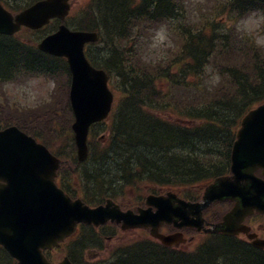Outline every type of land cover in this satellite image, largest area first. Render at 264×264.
Returning <instances> with one entry per match:
<instances>
[{"label": "trees", "instance_id": "16d2710c", "mask_svg": "<svg viewBox=\"0 0 264 264\" xmlns=\"http://www.w3.org/2000/svg\"><path fill=\"white\" fill-rule=\"evenodd\" d=\"M33 1L0 0L12 12ZM254 7H264V2L87 0L74 5L66 22L98 32L99 40L88 53L93 64L112 74L117 97L110 142L98 147L94 134L89 158L77 172L86 187L94 188V197L83 194L88 201L116 196L108 189L111 185L146 182L176 188L228 171L241 116L264 100V51L232 31H221L216 17ZM56 24L53 20L33 31L35 38L29 40L0 35V82L35 74L67 77L64 59L35 46ZM158 29L167 39L156 46L157 53L150 48L146 58L142 47L153 43ZM54 117L55 112L20 116L0 105V123H15L24 130H32L28 123L36 120L52 130ZM64 127L69 128V121ZM63 149L57 150L62 158L74 159L73 143L69 151ZM133 161H144V166L130 165ZM260 256L226 236L207 240L192 254L139 240L126 244L105 264H264Z\"/></svg>", "mask_w": 264, "mask_h": 264}, {"label": "water", "instance_id": "95a60500", "mask_svg": "<svg viewBox=\"0 0 264 264\" xmlns=\"http://www.w3.org/2000/svg\"><path fill=\"white\" fill-rule=\"evenodd\" d=\"M68 9V0H39L12 15L0 5V34H13L21 25L37 28L52 17L63 20ZM96 39L95 32L71 31L61 24L37 45L42 51L68 59L72 73L70 100L75 116L72 129L79 161L87 155L89 125L106 117L112 101V93L106 85L107 75L102 69L89 65L83 53L84 43ZM236 137L231 154L232 175L218 177L207 186L204 202H184L169 192L166 196L148 197L147 202L156 207L154 212L149 207L135 215L130 210L121 212L110 201L92 209L79 200L71 201L53 182L58 159L17 127H7L0 131V167L10 160L15 169L10 182H16L20 180V169L32 166L37 190L31 198L13 193L18 197L17 211H8L5 219L8 233L1 240L11 254L19 258V264H46L38 248L61 240L72 232L76 222L98 225L110 220L120 222L123 228L150 227L152 235L172 245L178 239L158 234L161 223L181 220L182 225L201 228L202 209L215 200L224 199H235L236 205L212 230L232 233L244 215L260 208V203L264 202V103L242 118ZM260 167L263 178L254 175ZM8 189L12 193L11 186ZM58 264L70 263L64 259Z\"/></svg>", "mask_w": 264, "mask_h": 264}, {"label": "rangeland", "instance_id": "374dc122", "mask_svg": "<svg viewBox=\"0 0 264 264\" xmlns=\"http://www.w3.org/2000/svg\"><path fill=\"white\" fill-rule=\"evenodd\" d=\"M77 1H85V0H77ZM161 32H163V36H164L163 39L159 38V35L161 34ZM15 37L17 39H20V40H29L32 37L35 38V34H32L28 31H21L18 34H16ZM165 39H167V33H165L164 30L160 31V29H158L154 33V35L152 34V42L153 43H147L146 45H144L142 47V50L144 51L146 58H147L148 50L151 48V50L153 51L156 48V46H159L161 43H163L165 41ZM157 51H158V49H155L153 51V54L157 53ZM65 76L66 75H63V76L60 75V77L57 76L58 80L57 79L55 80L52 78H47V77L42 76V75L41 76H36V75L30 76L29 75V76H22L21 78L16 79V80L11 81V82H7V83L4 82L2 85H0V105L4 109H10V110L14 107H18V111H20L22 107H29V109H32V108L33 109H39L40 104L39 105H36V104L39 102H44L45 104H46V102H49L50 101L49 94L51 92L53 93L54 89L59 84H60L61 92L57 95V98L59 99V97H60L62 100L63 98H65L64 96H67L68 79ZM62 86H63V88H62ZM5 101H7V103L10 105L9 108L4 107L3 104ZM57 104H58V101H57ZM57 104L55 106H53V105L50 106L51 110H55L56 112H60ZM42 107L48 108V105L42 106ZM42 107H40V108H42ZM13 111H14V114H16V115L17 114H19L20 116L25 115L23 113L15 111L14 109H13ZM68 116H69V114L66 110V111H64V113L61 117L50 118V124L49 125L50 126L52 125V130L54 132V135H52V137L50 136L51 134H48L47 132L41 131V129H40V127H42V125H45V127H44V129H45L46 126H48V123L41 122V120H38V121L36 120V121H31L28 124H30L32 126L33 131L34 130L38 131L44 138H46L48 141H50L53 149L57 150L58 148L64 146L63 147L64 149L67 148L65 151H67V150L69 151L68 146L71 142L72 136H71V132H70L69 128L64 127V125L66 124V121L69 120ZM28 119H30V118H28ZM21 120L24 123V121H25L24 117H21ZM59 122L62 123V125H59ZM100 128L97 130V133L98 132L100 134L104 133V131H101ZM99 133L97 135H99ZM101 145H102V143H100V142H99V144H97L98 147H101ZM60 181L65 186L77 187L75 177L70 178V180H69L70 185L67 184L66 182H63L62 178H60ZM200 183H202V182L195 183V185L191 189H195L194 191H199L200 188H198V187L200 186ZM145 188H146L145 190H147L150 193L162 192V191L167 190L163 186L157 187V186L149 185ZM143 193H141V194H143ZM84 194H87L88 197L91 195L88 192V190L86 189V185H85ZM137 196H138V194L136 192H134V191L129 192V190H127L125 195L121 198L120 203L124 207H128V206H130V204L134 203L137 200V198H138ZM81 197L83 199H86V197H84V195H81ZM104 198H106V196L102 197V199H104ZM216 204H222L223 205L222 202H217ZM215 207L218 208L219 214H221L223 211L226 210L225 206H222V207L215 206ZM109 224H107V225H109ZM113 228H114V231H113ZM84 231H88L86 233V235L89 236V239L91 236H94L93 240H95V241H97V239H98L97 235H99V236L102 235L99 238H103V246H106L108 244V242H109V245L111 246L113 243H115L117 241H124L123 240L124 238L130 240L136 236H137V238L142 239V241H144V242L148 241V240H146L148 237L146 230H140V231H137L136 233H133V231H122L120 229H117L114 225H112V226H107L105 228L104 232H95V231H92L90 228H89V230H84ZM172 231H176V230L172 229ZM77 235H80V232ZM200 235H201V233H200ZM201 238H202L201 236L196 237L195 240L192 242V244L196 243ZM93 240L91 239L88 243L89 244L94 243L95 241H93ZM98 241L101 243L100 239H98ZM67 246H69V245H65V248H64L65 251H67ZM90 247L91 248L84 250L85 255H86L84 260L85 261L87 260L88 263L83 260V257H81L79 262L85 263V264H92V263H95L97 261L95 264H99L101 260H108L110 258V256H108L106 251H103V250L99 251L96 248H94L93 246H90ZM185 247L190 248L189 245L185 246ZM64 250H63V248L56 250L55 256H57L60 253V251L63 252ZM87 256H89V257L87 258Z\"/></svg>", "mask_w": 264, "mask_h": 264}, {"label": "clouds", "instance_id": "9594fccd", "mask_svg": "<svg viewBox=\"0 0 264 264\" xmlns=\"http://www.w3.org/2000/svg\"><path fill=\"white\" fill-rule=\"evenodd\" d=\"M216 19L222 24L221 31H232L241 41L264 51V7L248 8L242 12L237 9L230 13H223ZM159 38H164L163 32ZM218 80L219 76H215L214 81Z\"/></svg>", "mask_w": 264, "mask_h": 264}, {"label": "flooded vegetation", "instance_id": "af4514ba", "mask_svg": "<svg viewBox=\"0 0 264 264\" xmlns=\"http://www.w3.org/2000/svg\"><path fill=\"white\" fill-rule=\"evenodd\" d=\"M3 182H0V185H3ZM25 186V185H23ZM3 215L0 214V221L2 220ZM255 229L257 230V236L258 237H264V222H261L259 225L253 224ZM2 229V227L0 226ZM4 234H7L6 231H4ZM43 256L45 259L51 263H56L57 257L55 256L56 247H51L49 249H45L42 251ZM18 260L13 257L9 251L4 247L2 243H0V264H17Z\"/></svg>", "mask_w": 264, "mask_h": 264}, {"label": "bare ground", "instance_id": "6f19581e", "mask_svg": "<svg viewBox=\"0 0 264 264\" xmlns=\"http://www.w3.org/2000/svg\"><path fill=\"white\" fill-rule=\"evenodd\" d=\"M161 147H162V146H160V148H161ZM145 155H146V154H145ZM130 165L141 166V167H143V166H144V161H143V163H141L140 161H135V162L133 161L132 164H130ZM68 166H69V168H70L71 170H73V171L79 169L78 166H74V165H72V164L69 163V162H68ZM33 180H34V179H33ZM173 237H174L176 240L178 239L177 243H176V244L174 243V245H176V246H183V247L189 245L187 242H185L184 240L180 239L178 236L173 235ZM189 247L191 248V245H189ZM190 248H186V247H185V250H182L181 252H184V253H185V252L187 251V249H190ZM170 249H171V248H170Z\"/></svg>", "mask_w": 264, "mask_h": 264}]
</instances>
